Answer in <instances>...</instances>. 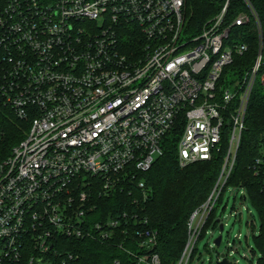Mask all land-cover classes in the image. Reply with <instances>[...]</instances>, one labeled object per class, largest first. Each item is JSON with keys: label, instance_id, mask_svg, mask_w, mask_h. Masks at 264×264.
<instances>
[{"label": "built area", "instance_id": "2783aa9c", "mask_svg": "<svg viewBox=\"0 0 264 264\" xmlns=\"http://www.w3.org/2000/svg\"><path fill=\"white\" fill-rule=\"evenodd\" d=\"M228 4L192 34L186 0H0V101L30 122L0 162V264H72L79 256L68 241L108 243L117 231L127 235L132 223L147 222L123 199L110 214L109 198L128 194L137 206L149 199L151 188L139 175L164 155L178 124L180 167L211 160L223 149L230 114L222 173L191 214L174 263L196 264L195 248L234 167L264 65L262 42L244 81L219 92L225 67L248 49L227 42L233 25L250 20L241 14L225 25ZM138 235L147 252L131 264H163L153 251L156 232ZM224 258L238 264L226 254L218 261Z\"/></svg>", "mask_w": 264, "mask_h": 264}, {"label": "trees", "instance_id": "16d2710c", "mask_svg": "<svg viewBox=\"0 0 264 264\" xmlns=\"http://www.w3.org/2000/svg\"><path fill=\"white\" fill-rule=\"evenodd\" d=\"M228 0H186L187 30L198 34L204 25L218 15ZM257 14L255 18L245 0H229L225 17V25H232L241 14H248L250 20L241 25H233L228 43L231 45L247 44L243 54H235L234 61L225 67L218 83L222 88L232 86L236 81H244L247 72L251 71L261 54L264 63V0H249ZM264 65L257 73L252 90L245 129L236 161L227 182L208 216L203 227L200 240L207 229L219 227L217 209L223 201L228 187L241 188L243 199L250 201L260 215V232L255 236L260 250L257 264H264ZM238 96L233 104L237 105ZM230 114L224 128L223 149L211 160L199 161L187 167H180L178 162V139L182 125L178 126L166 137L165 153L157 158L152 168L139 175L151 188L147 201L139 206L130 204L132 196L114 193L109 198L110 214L119 212L120 200L127 204V209H138L140 217L147 222L134 224L128 228L127 235L117 231L112 242L90 239L71 240L67 245L79 256L72 264H122L134 263L135 255L147 252L140 247L139 232H156L157 244L153 251L158 253L163 264H174L181 257L188 240V221L191 214L209 199L222 173L229 147ZM30 122L16 116L14 111L0 101V162L6 159L25 136ZM139 196V194H138ZM197 252L195 248L194 253Z\"/></svg>", "mask_w": 264, "mask_h": 264}, {"label": "rangeland", "instance_id": "374dc122", "mask_svg": "<svg viewBox=\"0 0 264 264\" xmlns=\"http://www.w3.org/2000/svg\"><path fill=\"white\" fill-rule=\"evenodd\" d=\"M243 193L241 188L233 185L228 187L217 209L224 230L220 232L219 227L207 229L206 235L197 245L196 264H217L222 254L229 255L238 264H257L260 250L254 234H259L261 220L251 202L243 199ZM220 234L222 242L217 246L214 241Z\"/></svg>", "mask_w": 264, "mask_h": 264}, {"label": "water", "instance_id": "95a60500", "mask_svg": "<svg viewBox=\"0 0 264 264\" xmlns=\"http://www.w3.org/2000/svg\"><path fill=\"white\" fill-rule=\"evenodd\" d=\"M224 229L223 227V224H220V227H219V230L220 232H222ZM221 241H222V235L220 234L216 239H215V244L217 246H219L221 244ZM217 264H231L230 261L227 259V258H224L223 260L221 261H218Z\"/></svg>", "mask_w": 264, "mask_h": 264}]
</instances>
